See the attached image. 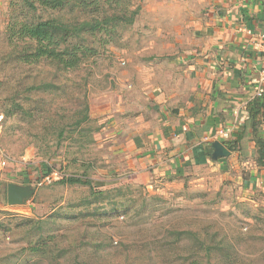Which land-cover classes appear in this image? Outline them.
Masks as SVG:
<instances>
[{
  "label": "rangeland",
  "instance_id": "374dc122",
  "mask_svg": "<svg viewBox=\"0 0 264 264\" xmlns=\"http://www.w3.org/2000/svg\"><path fill=\"white\" fill-rule=\"evenodd\" d=\"M210 1L99 0L94 16L0 0V264H264L261 190L246 197L211 169L191 170L185 181L146 182L132 176L144 166L131 170L123 156L133 116L121 108L123 96L142 95L149 105L154 86L178 89L157 66L197 45L201 25L204 31L211 12L223 9ZM109 17L101 30L77 25ZM54 18L81 31L68 45L80 47L75 69L26 58L35 41L9 42L11 22ZM138 127L132 137L146 133ZM64 177L92 184H59ZM10 183L36 193L9 206Z\"/></svg>",
  "mask_w": 264,
  "mask_h": 264
},
{
  "label": "crops",
  "instance_id": "0c3cea01",
  "mask_svg": "<svg viewBox=\"0 0 264 264\" xmlns=\"http://www.w3.org/2000/svg\"><path fill=\"white\" fill-rule=\"evenodd\" d=\"M214 2L223 9L220 14L211 12L204 31L201 25L197 45L162 63L172 64L173 72H165L162 64L157 66L164 80L169 85L178 84V89L169 86L163 91L164 86H154L147 99L149 105L142 104V95L123 96L121 108L131 110L133 116L127 120L128 142L124 140L128 154L124 141V149L120 147L131 170L144 166L131 175H142L146 182L160 178L169 183L185 181L191 170L211 169L222 176L223 184L230 181L241 187L246 197L257 192L252 190L264 194V167L257 164V159L250 166V159L258 155L254 119L249 114L256 100L264 98L262 56L252 49L253 39L247 33H264V0L210 1ZM120 114L123 120L124 113ZM135 125H139L137 132L146 133L132 137ZM257 129L258 137L264 139V112L257 120ZM222 131L230 132L222 135ZM238 135L243 136L238 151L229 157L212 158L214 142L233 143ZM133 151H142L145 158H129Z\"/></svg>",
  "mask_w": 264,
  "mask_h": 264
},
{
  "label": "trees",
  "instance_id": "16d2710c",
  "mask_svg": "<svg viewBox=\"0 0 264 264\" xmlns=\"http://www.w3.org/2000/svg\"><path fill=\"white\" fill-rule=\"evenodd\" d=\"M99 0H23V3L26 7L31 11H38V8H42L45 10H52L56 12H62L67 8L71 10H80L81 14L92 13L95 14L98 12L97 4ZM122 12V11H121ZM138 13H132L131 18L129 19L130 23L133 22L135 15ZM125 13L123 12V17L125 18ZM105 20L104 25L101 23L99 18L95 21H81L77 25L81 26L82 30H101L110 24L114 18L109 17ZM72 28L65 23L64 21L54 18L49 19L47 21H18L11 22L8 28L9 32V42L12 43L14 41H23L25 39H29L31 41L36 42V49L34 53L30 55H25L26 58L33 59H48L56 63L58 66H61L64 70L75 69L80 63L79 50L80 47L77 45L73 47L72 50H69V44L71 39L78 35V30L74 32L71 30ZM264 112V98H259L254 103L253 107L249 108V114L254 119V142H255V150L258 155L257 164L260 167H264V139L258 137V129H257V120L260 114ZM242 135H238L236 141L233 143L224 142L225 146L230 152H236L240 149L238 146L240 141L243 139ZM61 185H82V186H91L92 182L90 180H84L81 177H64L59 181ZM102 194V193H101Z\"/></svg>",
  "mask_w": 264,
  "mask_h": 264
},
{
  "label": "water",
  "instance_id": "95a60500",
  "mask_svg": "<svg viewBox=\"0 0 264 264\" xmlns=\"http://www.w3.org/2000/svg\"><path fill=\"white\" fill-rule=\"evenodd\" d=\"M213 149V159H221L225 157H229L231 152L227 149V147L221 142H214L212 145ZM36 193V189H34L30 185H18L15 183L8 184L7 189V200L9 206H17L24 205L29 199H31Z\"/></svg>",
  "mask_w": 264,
  "mask_h": 264
},
{
  "label": "built area",
  "instance_id": "2783aa9c",
  "mask_svg": "<svg viewBox=\"0 0 264 264\" xmlns=\"http://www.w3.org/2000/svg\"><path fill=\"white\" fill-rule=\"evenodd\" d=\"M247 33L253 39V42L251 44L252 49L254 51H256L257 53H260L262 56L261 75H262V80L264 81V33L256 34L252 30H248ZM261 92H263V91L262 90L260 91L259 96L262 95ZM4 121H5V116H4V114L0 113V136H1V133L3 130ZM221 134L223 135L224 132L222 131ZM4 165H5V163L3 161H0V171L3 169Z\"/></svg>",
  "mask_w": 264,
  "mask_h": 264
}]
</instances>
